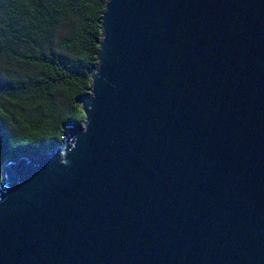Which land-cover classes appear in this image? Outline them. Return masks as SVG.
Returning a JSON list of instances; mask_svg holds the SVG:
<instances>
[{
  "label": "water",
  "instance_id": "obj_1",
  "mask_svg": "<svg viewBox=\"0 0 264 264\" xmlns=\"http://www.w3.org/2000/svg\"><path fill=\"white\" fill-rule=\"evenodd\" d=\"M80 122L3 163L0 264H264V0H105Z\"/></svg>",
  "mask_w": 264,
  "mask_h": 264
},
{
  "label": "trees",
  "instance_id": "obj_2",
  "mask_svg": "<svg viewBox=\"0 0 264 264\" xmlns=\"http://www.w3.org/2000/svg\"><path fill=\"white\" fill-rule=\"evenodd\" d=\"M105 0H0L2 165L54 149L80 122Z\"/></svg>",
  "mask_w": 264,
  "mask_h": 264
},
{
  "label": "rangeland",
  "instance_id": "obj_3",
  "mask_svg": "<svg viewBox=\"0 0 264 264\" xmlns=\"http://www.w3.org/2000/svg\"><path fill=\"white\" fill-rule=\"evenodd\" d=\"M2 167H3V165H2ZM2 167H1V168H2ZM1 183H2V180H0V185H1Z\"/></svg>",
  "mask_w": 264,
  "mask_h": 264
}]
</instances>
